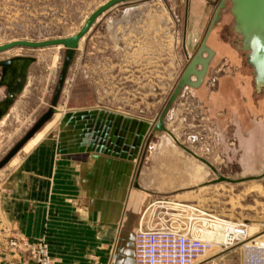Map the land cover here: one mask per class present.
I'll list each match as a JSON object with an SVG mask.
<instances>
[{
  "label": "crops",
  "instance_id": "0c3cea01",
  "mask_svg": "<svg viewBox=\"0 0 264 264\" xmlns=\"http://www.w3.org/2000/svg\"><path fill=\"white\" fill-rule=\"evenodd\" d=\"M220 2L187 0L184 43L194 54L199 48L195 41L208 24L206 36ZM142 12V8L109 9L80 42L76 68L85 67L90 59L106 63L103 69L114 80L108 86L112 92H147L148 52L155 47L141 28L129 34L120 29L127 20L140 21ZM226 13L222 11L221 21L208 38L215 51L209 73L223 57L243 56L247 60V53L238 48L242 39L240 35L239 40L235 38L234 18L230 11ZM105 21L109 28L107 55L100 54L104 53L101 48L93 54L94 38ZM157 55L152 56L155 63ZM100 58L104 60L100 62ZM247 66L252 69L255 93L264 95V89L256 88L253 68L248 62ZM91 84V104L73 106L67 98L60 112L12 160L0 184V264H34L7 247L8 240L20 236L31 241L44 239L55 264H136L135 231L143 212L162 198L163 191L180 188V175L188 170L180 168L177 146L169 142L172 134L163 137L170 143L166 149L153 150L142 160L150 129L144 108L131 105L130 109L125 104V110L135 111L126 114L116 103L103 105L97 97L101 86L97 81ZM228 86V80H223L218 94L231 93ZM258 104L263 106L264 101ZM166 126L171 132L167 119ZM191 168L195 169V162ZM136 179L140 188L135 187Z\"/></svg>",
  "mask_w": 264,
  "mask_h": 264
},
{
  "label": "rangeland",
  "instance_id": "374dc122",
  "mask_svg": "<svg viewBox=\"0 0 264 264\" xmlns=\"http://www.w3.org/2000/svg\"><path fill=\"white\" fill-rule=\"evenodd\" d=\"M107 1L0 0V45L14 40L41 41L71 36L77 33L87 18ZM115 7H131L138 11L143 9L140 21L130 23L127 20L125 27L120 29L129 34L130 31L141 28L145 38L153 44L152 47H155L149 48L148 52L147 92L131 95L112 92V88L108 86H112L114 80L108 78L107 71H104L103 65L106 67L107 64L102 62L103 58H100L102 63H94L90 59L85 67L79 69L76 68L75 59L58 106L59 110L65 105L67 98L68 103L73 106L91 104L92 81H97L101 86L97 92L101 104L113 106L116 103V107H122L118 110L126 114L135 112H130L131 105L142 106L144 108L142 112L147 115L150 122L148 141L151 138L148 148L145 147L142 160L145 154H150L153 150L166 149V146L174 142L181 156L178 161L180 168L189 171H186L185 175H180L178 190L163 191L162 197L197 204L206 213L225 219L227 223L245 224L249 236L262 235L264 238V105L258 104L264 101V95L255 93L253 89L250 75L252 69L247 66L246 57H223L207 76L201 91L189 90L180 94L166 118L172 130V139L169 143L163 138L167 135L170 138L168 131L154 133L153 128L188 64L187 54L189 53L192 58L195 55L189 45L186 46L184 43L188 16L187 0H138L122 3L113 8ZM228 10L229 7L223 10L227 12L226 15L229 14ZM212 11L211 8L208 17H211ZM207 26L208 24L202 35L196 39L195 45L198 44L200 47V43L202 44ZM108 29L105 21L104 28H101L99 35L96 33L97 36L94 38L96 45L93 54L101 48L104 53L100 54L107 55ZM92 30L93 28L85 40ZM126 38L129 39L130 36L127 35ZM235 38L239 40V35ZM155 52L158 54V63L152 58ZM17 55L34 56L37 61L31 67L23 94L16 100L5 121L0 123V161L50 107L64 59V48L16 47L1 52L0 60ZM94 65L100 69L97 71L93 68ZM223 80H228V87L231 90L226 96L218 94ZM4 95L6 88L0 86V96ZM125 104H129L130 109L125 110ZM187 149L208 160L227 178L253 179L212 184L211 182L218 179V175ZM15 157L0 169V184L4 181ZM192 162H195L193 171ZM260 176L263 177L258 179ZM224 228L212 230L216 239L213 241L217 245L210 255L240 261L246 255L243 244L233 242L232 245H227L231 249L218 253L219 243L229 242V230ZM24 239L30 240L22 236L8 240V249L14 248L24 260L37 264L31 260L23 245ZM16 240L19 241V247L12 245ZM51 258L54 260L52 256Z\"/></svg>",
  "mask_w": 264,
  "mask_h": 264
},
{
  "label": "water",
  "instance_id": "95a60500",
  "mask_svg": "<svg viewBox=\"0 0 264 264\" xmlns=\"http://www.w3.org/2000/svg\"><path fill=\"white\" fill-rule=\"evenodd\" d=\"M133 1L138 0H108L105 4L96 9L87 18L82 28L72 36L58 37L41 41L14 40L0 45V53L16 47L43 49L57 46L64 48V59L52 95L50 107L35 122L26 135L0 161V169L3 168L13 157H15L25 144H27V142L54 117V115L60 112L58 106L82 39L87 36L97 23L98 19L109 9L116 5ZM227 7H229V11L234 18V31L236 34L240 35L242 39L241 45L238 46V48L247 53V62L254 70L256 88L258 91H262L264 89V0H221L202 44L196 51L190 63L187 65L175 89L173 90L167 105L164 107L162 113L157 119L153 128L154 133L168 131L166 118L172 105L177 101L178 97L187 86L193 89H199L205 83L209 74L211 62L215 57V51L208 45V38L217 23L221 21L222 11ZM36 61L37 58L30 55H17L8 59L0 60V86L6 88V96L2 101H0V122L9 114L16 100L23 94L28 84L31 66ZM150 141L151 138L146 145V149L148 148ZM188 152L199 158L218 175V179L211 182L212 184L219 182L236 183L237 181L243 182L253 179L244 178L241 180H232L227 178L223 176L208 160L197 156L191 150H188ZM262 177L263 176L257 178L260 179ZM135 187L140 188L138 179L135 181Z\"/></svg>",
  "mask_w": 264,
  "mask_h": 264
},
{
  "label": "built area",
  "instance_id": "2783aa9c",
  "mask_svg": "<svg viewBox=\"0 0 264 264\" xmlns=\"http://www.w3.org/2000/svg\"><path fill=\"white\" fill-rule=\"evenodd\" d=\"M191 60L192 56L188 53V64ZM189 90L193 88L187 86L183 91ZM5 96H0V101ZM219 221L226 223L225 219L206 213L197 204L183 203L169 197L154 200L143 212L135 231L136 264H264V238L262 235L249 236L245 224L234 225V230L228 233L229 242L219 243L218 252H226L231 249L227 245L237 242L243 244L244 258L233 261L210 255L217 244L209 233L218 230L215 225ZM22 241L31 260L37 264H54L44 240ZM18 243L16 240L12 245L19 247Z\"/></svg>",
  "mask_w": 264,
  "mask_h": 264
},
{
  "label": "bare ground",
  "instance_id": "6f19581e",
  "mask_svg": "<svg viewBox=\"0 0 264 264\" xmlns=\"http://www.w3.org/2000/svg\"><path fill=\"white\" fill-rule=\"evenodd\" d=\"M5 119H6V117L5 118H3V120L0 122L1 124L5 121ZM217 218H219V217H217ZM215 227L217 228V229H221V228H223V227H225L224 229H226L227 228V230H229V231H231V230H234V225H232V224H230V223H220V221H219V223H216V225H215ZM210 234V238L213 240H216L215 239V234L213 233V232H210L209 233ZM223 238V237H222ZM225 239V238H224ZM217 240H219V239H217ZM221 240V239H220Z\"/></svg>",
  "mask_w": 264,
  "mask_h": 264
}]
</instances>
